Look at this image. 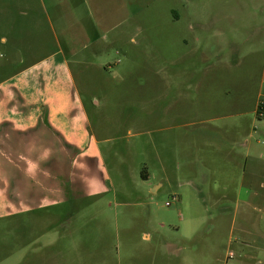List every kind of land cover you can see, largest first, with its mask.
<instances>
[{
	"label": "rangeland",
	"instance_id": "1",
	"mask_svg": "<svg viewBox=\"0 0 264 264\" xmlns=\"http://www.w3.org/2000/svg\"><path fill=\"white\" fill-rule=\"evenodd\" d=\"M42 3L110 190L19 215L0 206V264H46L53 236L60 264H264V176L247 169L253 189L238 202L232 191L225 207L206 206L185 183L201 171L189 155L215 152L212 122L238 124L229 136L243 141L252 119L264 128L254 114L264 93V0H0L3 58V36L20 53L29 43L33 55L49 52V25L29 21ZM235 153H223L231 177L241 168Z\"/></svg>",
	"mask_w": 264,
	"mask_h": 264
},
{
	"label": "crops",
	"instance_id": "2",
	"mask_svg": "<svg viewBox=\"0 0 264 264\" xmlns=\"http://www.w3.org/2000/svg\"><path fill=\"white\" fill-rule=\"evenodd\" d=\"M30 11L32 26L49 25V52L33 55L29 43L28 51L20 53L16 41L7 36L1 39L6 48L1 50L4 58L0 63L5 60L6 65H25L10 73L2 71L7 66H0V206L11 209L14 215L61 206L74 196L101 195L110 190L105 171L100 165L98 170L95 167L96 160L101 162L99 140L90 129L70 61L58 41L57 49L54 47V26L48 8L42 3V7ZM260 100H264L263 92L254 114L264 119L257 115ZM255 123L252 119L250 139L243 141L229 136V129L237 130L238 124L212 122L207 134L215 152L202 161L191 154L187 160L191 167L201 170L194 174L198 177L189 176L185 182L191 185L196 200L206 206L225 207L222 203L230 201L232 191L238 202L242 194L246 196L253 189L251 185L245 189L247 169L257 181L264 176V148L260 147L264 143L255 136L263 137L264 128L259 131ZM235 149L240 153L231 160L241 168L231 177L224 168L232 165L223 153L230 155ZM260 187L264 189V182ZM53 237L43 245V249L49 248V254H43L42 263L60 264L56 257L61 253L51 249L57 239Z\"/></svg>",
	"mask_w": 264,
	"mask_h": 264
},
{
	"label": "built area",
	"instance_id": "3",
	"mask_svg": "<svg viewBox=\"0 0 264 264\" xmlns=\"http://www.w3.org/2000/svg\"><path fill=\"white\" fill-rule=\"evenodd\" d=\"M2 58H3V54L0 53V61L2 60ZM257 115L259 117H264V100H260L258 103Z\"/></svg>",
	"mask_w": 264,
	"mask_h": 264
}]
</instances>
